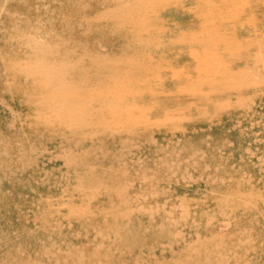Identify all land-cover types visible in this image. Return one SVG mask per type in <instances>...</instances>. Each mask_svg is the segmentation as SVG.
I'll use <instances>...</instances> for the list:
<instances>
[{
	"label": "rangeland",
	"instance_id": "374dc122",
	"mask_svg": "<svg viewBox=\"0 0 264 264\" xmlns=\"http://www.w3.org/2000/svg\"><path fill=\"white\" fill-rule=\"evenodd\" d=\"M0 264H264V0H0Z\"/></svg>",
	"mask_w": 264,
	"mask_h": 264
},
{
	"label": "bare ground",
	"instance_id": "6f19581e",
	"mask_svg": "<svg viewBox=\"0 0 264 264\" xmlns=\"http://www.w3.org/2000/svg\"><path fill=\"white\" fill-rule=\"evenodd\" d=\"M88 181V180H87ZM89 182V181H88ZM92 184V183H91ZM90 187H91V185H90ZM89 189V188H88Z\"/></svg>",
	"mask_w": 264,
	"mask_h": 264
}]
</instances>
